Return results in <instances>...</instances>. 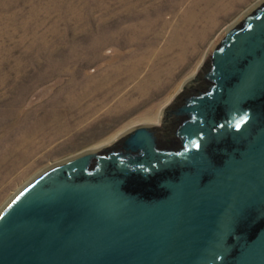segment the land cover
Instances as JSON below:
<instances>
[{
    "label": "water",
    "instance_id": "95a60500",
    "mask_svg": "<svg viewBox=\"0 0 264 264\" xmlns=\"http://www.w3.org/2000/svg\"><path fill=\"white\" fill-rule=\"evenodd\" d=\"M188 87L160 118L180 152L144 125L47 169L0 212V264H264V2Z\"/></svg>",
    "mask_w": 264,
    "mask_h": 264
},
{
    "label": "rangeland",
    "instance_id": "374dc122",
    "mask_svg": "<svg viewBox=\"0 0 264 264\" xmlns=\"http://www.w3.org/2000/svg\"><path fill=\"white\" fill-rule=\"evenodd\" d=\"M263 2L0 0V212L47 169L160 126L213 46Z\"/></svg>",
    "mask_w": 264,
    "mask_h": 264
},
{
    "label": "flooded vegetation",
    "instance_id": "af4514ba",
    "mask_svg": "<svg viewBox=\"0 0 264 264\" xmlns=\"http://www.w3.org/2000/svg\"><path fill=\"white\" fill-rule=\"evenodd\" d=\"M204 84V85H203ZM201 83L202 86H200L201 90H205V83ZM193 93V90H191L189 87L184 90L180 96L176 98V100L173 102L172 105H170L168 110H172L175 108H178L181 106L182 99L191 95ZM160 126L155 125V130H157V138H158V145L160 149H169L176 153L180 152L183 148V142L181 137L177 135L178 128L182 124V121L180 119H176L173 117H168L163 119V121L160 122ZM124 139H122L118 144H115L116 146L112 147V150H118L122 146V142ZM228 140H222L220 144H213L210 145V151L212 152L213 149H221L224 146L228 144ZM243 143V142H242ZM215 159L219 160V155L217 152H215Z\"/></svg>",
    "mask_w": 264,
    "mask_h": 264
},
{
    "label": "bare ground",
    "instance_id": "6f19581e",
    "mask_svg": "<svg viewBox=\"0 0 264 264\" xmlns=\"http://www.w3.org/2000/svg\"><path fill=\"white\" fill-rule=\"evenodd\" d=\"M193 40H194V35H193V33L191 32V31H189V32H186V39L182 42V44L180 45V51H181V53L182 54H184L185 53V50H184V46H189V47H191V48H193L194 46H193ZM180 88H181V86H180ZM180 88H179V90H180ZM178 92V91H177ZM149 113H150V111H149ZM152 113V112H151ZM150 113V114H151ZM160 117V116H159ZM158 117V118H159ZM147 118V117H146ZM161 118V117H160ZM159 118V119H160ZM154 119H152L151 121L150 120H148L147 122L148 123H150L151 125H156V123L157 122H154L153 121ZM157 121H159V120H157Z\"/></svg>",
    "mask_w": 264,
    "mask_h": 264
}]
</instances>
